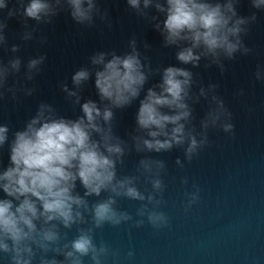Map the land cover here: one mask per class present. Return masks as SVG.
<instances>
[{"label": "clouds", "instance_id": "obj_1", "mask_svg": "<svg viewBox=\"0 0 264 264\" xmlns=\"http://www.w3.org/2000/svg\"><path fill=\"white\" fill-rule=\"evenodd\" d=\"M128 7L140 18L151 23L162 37L165 48L175 47L180 65L199 68L217 66L226 71L224 61L234 60L237 53L247 55L252 49L244 43L249 26L256 22L257 11H264V0H249L252 11L238 14L240 0H126ZM0 47L8 48L7 20L20 17L23 41L33 40L37 26L51 24L61 12H68L78 25L93 27L99 19L112 26L109 14L98 0H0ZM150 10H154L152 14ZM36 25L30 26L27 21ZM40 43H46L41 37ZM148 50L150 45L143 43ZM127 51H97L86 66L71 75L59 87L81 115L75 119L60 115L49 103H39L35 114L22 129L13 131L0 123V149L8 148V164L0 166V261L6 264H121L120 249L96 234L106 225L119 228L131 222L141 228L145 224L159 232L171 227L166 204V162L152 153L161 154L182 149L184 160L191 163L200 150L209 144V129L220 128L233 133L232 113L217 95L218 85L210 83L193 91L195 74L190 68L175 65L153 68L143 55L136 36L127 43ZM21 45L13 44L9 51L19 53ZM45 55L30 57L26 63L19 55L7 62L0 59V100L10 97L17 103L19 94L32 96L36 88L29 87L41 71ZM23 67V75L20 76ZM159 81L145 88L151 76ZM94 76L99 101L82 102L85 84ZM257 81L264 82V68L257 66ZM12 82L9 83V79ZM143 97L141 98V94ZM240 94H243L241 90ZM201 99L208 108L194 123L193 105ZM139 101L135 127L128 139L117 135L113 121L116 110ZM132 151L140 155L135 171L119 175L118 166ZM2 164V162H0ZM175 164L184 168L177 157ZM189 183L187 177L181 184ZM141 184L145 186L141 190ZM82 189V192L79 190ZM185 192L184 211H189L200 199V187L192 185ZM106 194V195H102ZM95 197L92 200L90 198ZM140 202L135 216L119 207L118 201ZM75 235L69 238V233ZM134 250L123 259L133 260Z\"/></svg>", "mask_w": 264, "mask_h": 264}, {"label": "water", "instance_id": "obj_2", "mask_svg": "<svg viewBox=\"0 0 264 264\" xmlns=\"http://www.w3.org/2000/svg\"><path fill=\"white\" fill-rule=\"evenodd\" d=\"M98 4L109 14L110 28L99 19L93 27H84L76 24L68 12H61L51 24L38 25L33 40L23 41L20 38L24 31L23 20L20 17L7 20L8 48L0 47V59L7 62L10 56L19 55L26 63L30 57L46 56L40 73L28 82L29 87L36 88L32 96L20 93L18 103L10 97L0 100V123L9 126V139L13 131L23 128L41 102L52 104L60 115L68 118L81 115L79 106L73 105L61 91L60 83L67 82L71 88V75L86 66L92 54L111 50L122 54L128 50V40L136 36L140 51L149 57L153 68L169 65L190 68L196 79L194 92H198L200 86L217 84V95L232 113L234 131L229 134L220 128H210L209 144L191 163L184 160L182 149L150 154L165 160L167 165L163 176L166 204L161 210L168 213L170 228L157 232L146 220L141 228L132 227L131 222L119 228L106 225L97 231V242L102 239L120 249L121 264H264V82L257 81L254 76L257 66L264 68V11L252 9L249 0H240L239 15L248 16L257 11L256 22L243 37L252 52L237 53L234 60H225L226 71L222 73L215 65L205 68V60L199 68L180 65L175 58L177 49L163 47L160 34L151 23L138 17L126 0H98ZM14 5L15 0H9V8ZM150 11L155 14L154 10ZM0 16L6 18L7 10L0 12ZM27 23L36 25L33 20ZM41 37L46 38V43H40ZM144 42L150 45L148 50L143 48ZM13 44L21 45L19 53L9 51ZM12 79L10 77L9 83ZM158 81V75L151 76L145 88ZM87 99L99 101L94 76L82 92V102ZM138 107L137 100L115 112L114 131L126 140L135 127ZM207 108L203 99L193 105L197 130ZM177 157L184 162V168L175 164ZM139 159L140 155L132 151L125 157V164L118 166V174H133ZM8 160L5 145L0 149V166L6 167ZM183 177L188 178L187 185L181 184ZM193 184L200 187L201 199L185 212V192L192 191ZM145 186L150 188V185L141 184V190ZM118 204L137 219L135 212L140 202L120 199ZM73 235L74 229L69 238ZM130 249L134 250L135 258L123 259ZM0 264L6 262L0 261ZM107 264H112L111 259Z\"/></svg>", "mask_w": 264, "mask_h": 264}]
</instances>
